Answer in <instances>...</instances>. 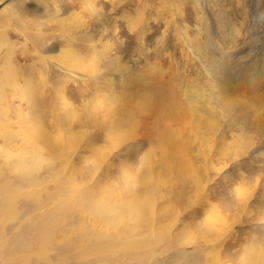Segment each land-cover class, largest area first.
I'll return each mask as SVG.
<instances>
[{
    "label": "rangeland",
    "instance_id": "374dc122",
    "mask_svg": "<svg viewBox=\"0 0 264 264\" xmlns=\"http://www.w3.org/2000/svg\"><path fill=\"white\" fill-rule=\"evenodd\" d=\"M0 172L16 252L264 264V0H0Z\"/></svg>",
    "mask_w": 264,
    "mask_h": 264
},
{
    "label": "bare ground",
    "instance_id": "6f19581e",
    "mask_svg": "<svg viewBox=\"0 0 264 264\" xmlns=\"http://www.w3.org/2000/svg\"><path fill=\"white\" fill-rule=\"evenodd\" d=\"M2 43H3V41H2ZM4 44H6V40L4 41ZM26 174H28V173H26ZM12 181L13 180H10V178H7L5 180V182H0V196L4 197L3 199L0 198V264H28V263L33 262V260H35L37 264H70L71 257L67 256L64 253H61L59 256H57L56 259H54V260L52 259L51 252H52V250H56V249L53 248V247L50 248V249L47 248L48 247L47 244L50 245V246H53V242H52L53 238H51L49 236V234H51V232L49 234H46L45 236L43 235L44 233H41V234L38 233L37 236H36V238H37L36 240H38L37 247L36 248H32L29 253L26 252L27 254L25 252L24 253H19V252L14 251L16 249V246L20 244V241L14 242V244H8V241L6 239L7 238L6 237V233L2 230V228H3L2 223L5 221L6 218H7V220L12 221V226L8 228V229H10V228L12 229V231L9 230L10 235L11 234L14 235L17 231H19L20 229H23V227H25L26 230L27 229H31V228H33V225H34L33 220H31L29 222V224L31 222H33V223H31L28 226H25V223L27 222L25 220H30V218H32L33 216L30 217L29 215H24V214H28L33 209L32 206L27 207L25 205V203H27V201H30L29 198H32L33 195H30V196H27V197H21V199H19V201H17L16 197H18L19 191L16 188V183H12ZM32 183L33 182H31L30 184H32ZM38 184L39 183H37V185ZM10 185L11 186L15 185V188L14 189H9ZM22 185L25 186L26 184L22 183ZM33 185H34V183H33ZM25 188H27V187H25ZM44 190H47V189L45 188ZM28 194H30V193H28ZM41 199L42 198H39V199L36 200V201H38L37 205L45 204L44 202H42ZM13 200H14V202H12ZM5 201H6L7 204L5 203ZM10 202H12L13 206L11 205L8 208V205H9ZM16 203L23 204L22 205L23 209L22 210L16 209L15 208V204ZM73 215H74V213H71L69 215V217L72 218ZM81 226H82V228L84 230V234L81 235L82 236V238H81V247L82 248H87L88 253L89 252L93 253L94 251H96V252L101 251L109 243H111V244H109L107 246V248H112L116 253L118 251L129 249L131 245H133V246L137 245L136 244L137 241L134 240L133 238H131V239L127 238V241H125V242H121V241H119V240H117L115 238H113V241H111L110 239H108L106 237H97L96 238L95 236L99 235L98 231L90 230L89 228L88 229L84 228L83 225H81ZM46 227H48V225ZM93 237L95 239H97V243L95 242V239ZM78 239H79V242H80V236L78 237ZM138 241H140V240H138ZM75 246H76V244H75ZM6 247L9 249V251H7ZM89 247H91L90 250H89ZM85 254L87 255V253H85Z\"/></svg>",
    "mask_w": 264,
    "mask_h": 264
}]
</instances>
